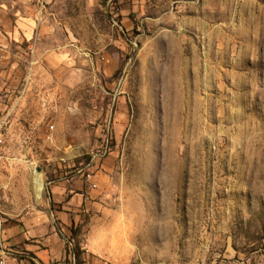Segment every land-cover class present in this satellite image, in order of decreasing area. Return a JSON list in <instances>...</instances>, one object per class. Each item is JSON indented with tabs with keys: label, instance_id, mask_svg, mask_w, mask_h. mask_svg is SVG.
Here are the masks:
<instances>
[{
	"label": "rangeland",
	"instance_id": "obj_1",
	"mask_svg": "<svg viewBox=\"0 0 264 264\" xmlns=\"http://www.w3.org/2000/svg\"><path fill=\"white\" fill-rule=\"evenodd\" d=\"M54 2L87 113L54 162L74 173L111 140L110 264H264V0Z\"/></svg>",
	"mask_w": 264,
	"mask_h": 264
},
{
	"label": "crops",
	"instance_id": "obj_2",
	"mask_svg": "<svg viewBox=\"0 0 264 264\" xmlns=\"http://www.w3.org/2000/svg\"><path fill=\"white\" fill-rule=\"evenodd\" d=\"M46 2L0 0V260L110 264L118 213L105 184L113 161L60 176L54 162L56 150L83 143L61 135L86 131L84 101L72 96L85 60L69 23Z\"/></svg>",
	"mask_w": 264,
	"mask_h": 264
},
{
	"label": "built area",
	"instance_id": "obj_3",
	"mask_svg": "<svg viewBox=\"0 0 264 264\" xmlns=\"http://www.w3.org/2000/svg\"><path fill=\"white\" fill-rule=\"evenodd\" d=\"M53 128V127H52ZM110 142H111V140L109 139L108 141H107V144H106V152L104 153L105 154V156H107L108 155V151H109V147H110ZM2 143V141L0 140V144ZM104 154H97V155H95L92 159H91V161L89 162V166H92V165H94V163L95 162H100V161H102L103 159V157L102 156H104ZM99 158V159H98ZM87 178L89 179V180H91V178H92V176H91V174H89V175H87ZM93 188H97V185H93ZM3 224H4V219H3V217H2V215L0 214V236H1V232H2V228H3ZM0 264H5V260H4V258H2L1 260H0Z\"/></svg>",
	"mask_w": 264,
	"mask_h": 264
},
{
	"label": "trees",
	"instance_id": "obj_4",
	"mask_svg": "<svg viewBox=\"0 0 264 264\" xmlns=\"http://www.w3.org/2000/svg\"><path fill=\"white\" fill-rule=\"evenodd\" d=\"M77 232H74V234H76Z\"/></svg>",
	"mask_w": 264,
	"mask_h": 264
}]
</instances>
